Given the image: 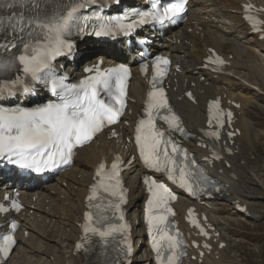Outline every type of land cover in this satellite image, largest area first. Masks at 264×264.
I'll return each mask as SVG.
<instances>
[{"label":"bare ground","instance_id":"6f19581e","mask_svg":"<svg viewBox=\"0 0 264 264\" xmlns=\"http://www.w3.org/2000/svg\"><path fill=\"white\" fill-rule=\"evenodd\" d=\"M247 1L264 6L263 0H192L191 14L186 23L167 35L164 42L165 52L179 66L172 70L167 79L170 99L189 129L198 133L204 127L208 98L220 95L224 102L227 99L241 102V108L236 109L235 121V125L241 128V134L235 138L233 145L239 151L227 156L231 162L230 168L225 167L223 162H217L212 167L225 185L223 192L208 202L213 205L212 209L189 200L178 204L179 209L193 203L199 210H208L210 220L222 237L228 234L233 222H239L236 216L241 219H257L264 215V175L260 170L248 167L243 147L245 143L253 148L254 142L264 137V130L256 127L261 123H255L252 113V108L263 106L254 85L264 89V38L257 39V34L251 33L241 18V4ZM262 15L264 18V12ZM262 27L264 30V24ZM209 47L215 48L226 59L229 54L232 55L230 63L218 73L202 68V57L208 53ZM96 48L98 52H92ZM81 50L92 51H89V59L84 64L79 65V62L76 67L68 66V71L75 77L83 75L84 65L96 62L103 53L119 52L115 44L109 43L104 47L83 44ZM92 54L95 55L91 57ZM105 60L106 63L115 62L107 55ZM145 87L144 80L134 74L129 89V95L134 100L128 103L132 113H126L118 125L121 134L119 138L109 139L106 134L100 135L90 146L80 149L72 170L37 187L36 192L23 191L27 208L21 214L22 228L29 230V237H23L21 228L18 232L17 254L7 264H97L92 257L73 253L79 234L78 223L82 222L85 211L84 200L97 163L103 158L111 159L115 151L121 152L124 157L132 152L130 147L125 148V139L131 134V126L142 105ZM188 89L195 96V103L183 96ZM190 146L198 157L203 154L204 150L194 143ZM144 174L145 170L138 160L133 161L131 168L125 172L130 187L127 207L134 221V237L138 238L132 262L155 264L153 254L145 247L144 241L138 245L143 236L142 224L137 221V207L145 195V187L141 182ZM3 181L0 177V184ZM34 196L37 197L33 199ZM236 201L247 204L248 209L244 215H234L237 214ZM227 247L230 245L227 244ZM217 254H220L219 259H216ZM193 262L197 263V260ZM203 264H236V261L225 250H221L206 256Z\"/></svg>","mask_w":264,"mask_h":264},{"label":"snow or ice","instance_id":"6c2138e0","mask_svg":"<svg viewBox=\"0 0 264 264\" xmlns=\"http://www.w3.org/2000/svg\"><path fill=\"white\" fill-rule=\"evenodd\" d=\"M41 2L42 0H33V6L38 13ZM87 4L88 0H71L70 3L56 8L45 4V11L34 15L30 21H21L29 25V40L23 44L19 55H13L9 59L0 58V70L12 69L18 64L22 66L25 77H30L32 80L39 79L41 72L51 69L52 61L57 56L62 55L65 49L71 48L67 37L72 34L71 27L77 13ZM185 4L186 0H176L162 9L154 4L151 11L131 13V16L138 19L126 24L123 20L128 19L127 14L123 20L117 17L114 24L102 25L95 34L109 35L113 30H131L138 24L150 20L163 21L184 12ZM246 7L251 8V5ZM20 31H24L23 27ZM10 47L15 48L16 44L11 43ZM214 62L224 63L219 57H216ZM168 63L166 58L156 57L153 86L148 93L145 109L147 118L141 119L136 126L135 142L139 146V154L145 164L158 171H167L169 179L195 195L190 167L195 162L186 163L184 160L178 162L176 156L181 150L170 138H166L165 133L155 124V118L160 114L161 109L171 113L163 88L157 87L159 78L166 74ZM128 76L129 70L120 66L106 73H97L96 76L84 81L79 89L75 86L67 87L62 79L53 78L47 81L51 90L55 92L57 88L64 89L60 103H50L32 109L0 108V157L6 156L11 163L21 168L34 169L36 172L69 163L75 147L90 142L105 126L117 123L125 107ZM23 83H25L23 80L12 81V84ZM5 91L6 87H0V94ZM23 91L29 92L31 88L25 86ZM101 91L106 93L107 102L100 98ZM213 104L216 108L219 107V101H214ZM214 118L221 126L223 125L219 114H214ZM163 119L171 128L183 131L179 117L175 114L164 116ZM211 134L218 135V133ZM119 164L117 159L108 171L105 170L104 163L99 165L97 169L99 182L92 186L89 196L90 207H93L91 202L98 198V189L102 188L104 192L116 198L115 202L108 203V208L113 214L120 212L121 203L126 201L119 178ZM145 183L148 184V191L151 193L147 202V220L157 260L160 264H178L179 256L182 255L179 252L180 241L175 235L170 234L168 223V216L173 214L172 209L168 207V201L175 199V195L165 184L157 183L150 177L145 178ZM15 207L19 209L20 206L15 204ZM0 210H4L2 206ZM107 219V216H101L98 221H94L93 213L89 212L88 223L84 226L86 237L91 233L107 243L108 238L127 231L126 224L109 223L103 229L92 226ZM120 220H123L122 212H120ZM11 227L15 229L17 225L13 223ZM204 234L207 235L206 232ZM15 243L11 233L0 237V257L6 258ZM77 247L83 249L84 244L81 243ZM127 250L131 251L130 245H127ZM165 252H167L166 256Z\"/></svg>","mask_w":264,"mask_h":264},{"label":"rangeland","instance_id":"374dc122","mask_svg":"<svg viewBox=\"0 0 264 264\" xmlns=\"http://www.w3.org/2000/svg\"><path fill=\"white\" fill-rule=\"evenodd\" d=\"M262 118H264V113L262 114ZM247 155L250 157L249 166L259 168L264 175V140L261 139L258 141L254 150L247 148ZM257 226L260 227L261 224H257ZM234 240L238 244L239 249L246 248L245 250H241L244 255V261H242V263H245L243 264H250L249 262H258L264 264V251H262V253L259 252V249L263 250L262 247L250 248L249 245H247L244 241H238L237 238H233V241ZM229 255L231 256V254Z\"/></svg>","mask_w":264,"mask_h":264}]
</instances>
